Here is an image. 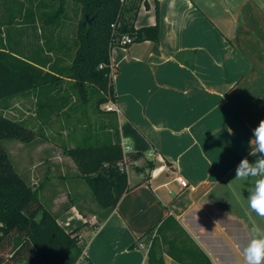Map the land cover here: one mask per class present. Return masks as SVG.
Listing matches in <instances>:
<instances>
[{"label":"crops","instance_id":"crops-1","mask_svg":"<svg viewBox=\"0 0 264 264\" xmlns=\"http://www.w3.org/2000/svg\"><path fill=\"white\" fill-rule=\"evenodd\" d=\"M128 1L132 4L122 0L117 30L156 25L157 41L111 48L112 96L88 112L75 92L59 112L60 96L49 102L36 90L27 92L31 169L44 168L40 189L55 191L48 198L58 199L59 181L66 195L91 200L64 149L118 138L122 150L130 149L129 183L142 182L102 221L98 212L86 216L74 205L61 213L62 226L57 219L67 232L78 228L83 259L149 264L154 244L164 264H180L166 250L188 237L210 264H245L243 246L257 235L252 229L264 234V217L248 207L252 179H235L241 159H256L248 142L264 119V0ZM62 86V95H68L73 82ZM47 99L56 104L52 113L50 104L43 108ZM108 105L119 112L106 111ZM148 161L152 169L146 168Z\"/></svg>","mask_w":264,"mask_h":264},{"label":"trees","instance_id":"trees-1","mask_svg":"<svg viewBox=\"0 0 264 264\" xmlns=\"http://www.w3.org/2000/svg\"><path fill=\"white\" fill-rule=\"evenodd\" d=\"M38 1L27 0V16L20 17V21L9 18L2 23L4 40L0 42V100L36 90L38 95L41 93L50 97L49 102H54L60 96V105L56 109L59 112L72 98L71 94L62 95V83L72 81V89H78L81 96H85L88 89L98 92L100 97L96 99V106H101L112 96L109 54L114 46L115 31L119 35H128L133 42H156L158 38L156 25L122 31L112 29V25L117 27L120 22L122 0H76L81 5L82 19L76 25V50L72 64L63 69L56 58L52 60L47 55L62 51V47H59V51L53 46L42 47L36 35H32L37 31L38 18L42 17L36 11L40 8ZM65 15L64 4L48 14L44 23L50 25L48 31L51 34L61 30ZM85 16L88 18L86 23ZM28 34H31L30 37ZM47 102L48 99L43 108L50 104L51 113L54 112L56 104ZM41 106L39 101L37 111L41 112ZM39 120L45 123L49 119L39 117ZM33 138L34 133L22 122L0 114V141L27 143ZM64 153L76 163L79 177L94 196L99 207V221L115 209L123 194L142 182L129 183L126 166L130 155L123 154L118 138L114 143L66 148ZM132 156L135 159L138 154ZM146 168H153L151 161H148ZM141 169L135 168V171L139 173ZM77 231L78 228L67 232L58 224L56 217L40 201L36 188H32L14 170L0 144V264H90L82 257L83 247ZM166 253L180 264H210L188 237L180 245L174 242L170 244ZM147 256L149 264H164L154 244Z\"/></svg>","mask_w":264,"mask_h":264},{"label":"rangeland","instance_id":"rangeland-1","mask_svg":"<svg viewBox=\"0 0 264 264\" xmlns=\"http://www.w3.org/2000/svg\"><path fill=\"white\" fill-rule=\"evenodd\" d=\"M38 2L40 4V8L39 10L36 9V11L40 12L43 17H41V19L43 20L38 18L37 31L32 32V35H36V38L40 40V45H42V47H44L45 45H47L48 47L53 46L58 51L59 47H62V51H56L47 55L52 60H55L56 58L59 67L67 69L72 64L74 52L76 50L75 42L77 40V37L75 30L77 23L82 19L81 5L76 0H39ZM27 4V0H0V42L1 40H4L2 23H4L9 18H17V21H20V17H24V15L27 16ZM60 4H64L66 15L64 16V19L61 23V30H55L54 33L51 34L48 31L51 29L50 25H45L44 20L47 18L48 14L56 11V9L59 8ZM130 4L132 3L127 0L126 5ZM130 8L134 9V4ZM87 21L88 18L86 22ZM43 26H45V28ZM44 29L47 30L45 31ZM30 35L31 34H28L29 37ZM70 49L71 51L67 52ZM72 92H75L74 96L78 98L77 103L80 104V106L84 107L85 111L87 112L89 109H94V107H96V99L100 97V94L98 92L91 89L87 90L85 96H81L78 89H72L71 91H69L70 94ZM22 100H24V102H22ZM18 106H22L24 111H19L20 109L18 108ZM15 111L18 112V114H14ZM20 113H22V116H20ZM0 114H3V116L11 120L20 121L27 127V92L13 98L0 100ZM0 144L7 153L14 170L24 180L28 181L27 183L32 188H36L40 201L42 202L44 207L56 217V220H59L61 226L65 223L63 222V220L62 223L59 219L62 216L61 213L65 212V210H69L72 205H74L76 209L78 207H81L82 212L86 214V216L89 212H98L99 207L96 203V200L85 183H83L82 185L85 188V191H87V195L90 196L91 200H76L74 199L75 195L73 197L69 194L66 195V192H64V185L58 184L59 181L56 183L58 186L54 188V190L57 189L58 191V199L53 200L52 198H48L51 194H54L55 191L52 192L49 188L46 189V191L41 190L42 188L40 189L39 185L42 186L45 184L44 180L42 179L44 168L42 166H37L31 169L34 158L32 159L30 155H27V143H20L16 140H1ZM78 173L80 176V171ZM51 186L54 187L53 185ZM45 187H48V185H46ZM97 220L95 224H97ZM65 227L74 228L75 226L67 225Z\"/></svg>","mask_w":264,"mask_h":264},{"label":"clouds","instance_id":"clouds-1","mask_svg":"<svg viewBox=\"0 0 264 264\" xmlns=\"http://www.w3.org/2000/svg\"><path fill=\"white\" fill-rule=\"evenodd\" d=\"M249 155L255 157L254 162L243 158L239 162L235 179L247 181L252 179L253 184L247 196L248 207L259 217H264V119L252 130L249 140ZM254 235L243 246L242 255L245 264H264V234L257 228L252 229Z\"/></svg>","mask_w":264,"mask_h":264},{"label":"built area","instance_id":"built-area-1","mask_svg":"<svg viewBox=\"0 0 264 264\" xmlns=\"http://www.w3.org/2000/svg\"><path fill=\"white\" fill-rule=\"evenodd\" d=\"M111 27L114 30L117 29V27L115 25H112ZM132 43H133V40L128 35H125V34L119 35V34H116V31H115L114 46L127 47V46L131 45ZM100 67H102V66H100ZM105 110L108 112H111V111L119 112V110L114 105L106 106ZM129 151H130L129 148H125V149H123V154L126 155L127 153H129ZM119 166L121 167V164H119ZM177 182L180 184L181 187L187 186L186 182L182 178L178 177ZM139 247L144 248V246H142V244H139Z\"/></svg>","mask_w":264,"mask_h":264},{"label":"water","instance_id":"water-1","mask_svg":"<svg viewBox=\"0 0 264 264\" xmlns=\"http://www.w3.org/2000/svg\"><path fill=\"white\" fill-rule=\"evenodd\" d=\"M86 20H87V17L85 16V22H86Z\"/></svg>","mask_w":264,"mask_h":264}]
</instances>
